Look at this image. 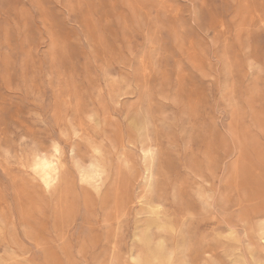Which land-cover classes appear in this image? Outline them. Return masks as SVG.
Instances as JSON below:
<instances>
[{"label": "rangeland", "instance_id": "374dc122", "mask_svg": "<svg viewBox=\"0 0 264 264\" xmlns=\"http://www.w3.org/2000/svg\"><path fill=\"white\" fill-rule=\"evenodd\" d=\"M0 264H264V0H0Z\"/></svg>", "mask_w": 264, "mask_h": 264}, {"label": "bare ground", "instance_id": "6f19581e", "mask_svg": "<svg viewBox=\"0 0 264 264\" xmlns=\"http://www.w3.org/2000/svg\"><path fill=\"white\" fill-rule=\"evenodd\" d=\"M33 167L39 172L44 181H50L54 174L53 165L45 158L37 156L33 161ZM80 177L82 180H87L88 178L94 180V188L99 186V178L97 176H89L83 170H80Z\"/></svg>", "mask_w": 264, "mask_h": 264}]
</instances>
